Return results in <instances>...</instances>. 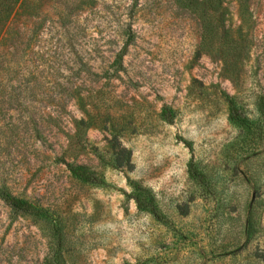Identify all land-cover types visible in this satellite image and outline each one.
<instances>
[{"label":"rangeland","instance_id":"rangeland-1","mask_svg":"<svg viewBox=\"0 0 264 264\" xmlns=\"http://www.w3.org/2000/svg\"><path fill=\"white\" fill-rule=\"evenodd\" d=\"M74 1L11 56L40 129L0 130V187L42 212L0 199V264H264V0Z\"/></svg>","mask_w":264,"mask_h":264},{"label":"trees","instance_id":"trees-1","mask_svg":"<svg viewBox=\"0 0 264 264\" xmlns=\"http://www.w3.org/2000/svg\"><path fill=\"white\" fill-rule=\"evenodd\" d=\"M54 1V2H52ZM52 3V4H50ZM74 0H0V103L4 102L9 106H14L15 101H12L13 90L11 89V74L10 68L12 59L11 56L15 51L21 50L22 56L15 61L17 65L23 66L26 64L24 58L27 54L30 44V38L39 37V34L46 29V21H39V16L49 5L60 16L58 22L59 27L65 29V33L70 32L72 26L71 18L67 14L75 5ZM20 88L23 91V84L20 83ZM229 105V119L232 123L239 126H247L248 120L243 118L240 110L237 109L232 97L224 94ZM14 103V105H13ZM18 105H24L17 102ZM26 109V106H25ZM2 115V109L0 108ZM0 115V116H1ZM21 118V117H20ZM11 119V118H10ZM39 130L40 126L33 118L14 119V121H6V117H0V130L8 129L9 132H15L20 128ZM64 163L73 172V174L82 181L90 184L98 183V178L90 173L84 167H74L71 164ZM0 199L4 201L6 206L15 212H23L30 215H40L42 209L34 204L18 199L11 195L6 186L0 187ZM138 208L146 210L143 200H137Z\"/></svg>","mask_w":264,"mask_h":264}]
</instances>
